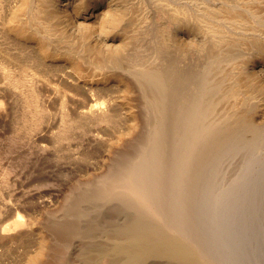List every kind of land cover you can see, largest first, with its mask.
I'll use <instances>...</instances> for the list:
<instances>
[{"label": "rangeland", "instance_id": "1", "mask_svg": "<svg viewBox=\"0 0 264 264\" xmlns=\"http://www.w3.org/2000/svg\"><path fill=\"white\" fill-rule=\"evenodd\" d=\"M6 70L0 264H264V0H0Z\"/></svg>", "mask_w": 264, "mask_h": 264}, {"label": "bare ground", "instance_id": "2", "mask_svg": "<svg viewBox=\"0 0 264 264\" xmlns=\"http://www.w3.org/2000/svg\"><path fill=\"white\" fill-rule=\"evenodd\" d=\"M95 4V3H94ZM93 4V5H94ZM96 4H98V3H96ZM92 5V6H93ZM92 6H91V8H90V10H88L87 12H86V14L87 15H84L86 18H83V19H91L94 15H95V12H93L92 10L94 9V8H92ZM81 16V15H80ZM82 16H83V14H82ZM81 16V17H82ZM38 17L40 18V19H38L39 20V22L41 21H43L41 18H42V15L39 13V15H38ZM80 17V18H81ZM75 19L77 20V19H79L77 16L75 17ZM234 22V21H233ZM42 24V23H41ZM43 25H44V23H43ZM43 27V26H42ZM10 67V66H9ZM12 68V67H11ZM8 70V69H7ZM6 70V72H4V79H3V81L1 80L0 81V110H4L5 108H6V104H7V102H5L4 101V94L5 93H7V94H9V96L12 98V99H14V98H16V97H19V94H18V92H17V88H19V86L20 85H18V83H19V80H17V79H14L11 75H10V73H8V71ZM31 73V72H30ZM33 73H34V71H33ZM3 76V75H2ZM1 76V77H2ZM34 76V75H33ZM24 77V76H23ZM22 78V77H21ZM18 81V82H17ZM22 84V83H21ZM39 84V83H38ZM23 85V84H22ZM41 86V85H40ZM37 87H38V85H37ZM36 86L34 87V90H32V98H33V102H35V105H36V108H37V110L39 109V107H41L42 106V104H41V97L43 96V93L37 88ZM42 87V86H41ZM41 87H40V89H41ZM24 88H26V87H24ZM21 89V88H20ZM20 89H19V91H20ZM43 89V88H42ZM22 91H24V90H22ZM21 92V91H20ZM25 96V95H24ZM2 97V98H1ZM26 97V96H25ZM44 97V96H43ZM23 99V98H22ZM44 101V100H43ZM39 135V134H38ZM12 138V134L11 135H9L8 136V138L7 139H11ZM37 139H41V136L39 135V138H37ZM41 141V140H40ZM39 141V142H40ZM40 145V144H39ZM42 147H39L38 149H41ZM39 151V150H38ZM3 155V154H2ZM6 203H7V208H10L11 206H12V204H11V202H10V198H8L7 199V201H6ZM23 209L22 208H20V211H22ZM10 213H9V211H8V213H5V215H3V216H1L0 217V239H4V240H8L9 239V237L11 236L10 234H11V231H12V229L14 228V227H16V226H19V225H22V224H24L25 223V219H24V214L22 213V212H16V216L13 218V219H9L10 218V215H9Z\"/></svg>", "mask_w": 264, "mask_h": 264}]
</instances>
